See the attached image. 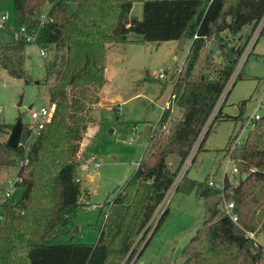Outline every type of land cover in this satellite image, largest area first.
Here are the masks:
<instances>
[{
  "label": "trees",
  "instance_id": "1",
  "mask_svg": "<svg viewBox=\"0 0 264 264\" xmlns=\"http://www.w3.org/2000/svg\"><path fill=\"white\" fill-rule=\"evenodd\" d=\"M136 1H142L141 17L132 14ZM71 3L76 4L72 12ZM263 18L264 0H14L13 30L19 31V37L0 41V66L10 76L26 78L27 46L32 43L27 35L33 34L35 44L55 52L46 64L45 83L50 82L55 69L58 75L48 88L50 104L54 105L51 119L35 140L27 143L31 136L27 126H23L20 138L23 145L11 147L7 139H0V168L17 166L16 186L23 187L17 201L3 204L0 264H144L139 259L165 220L168 207L146 239L151 219ZM246 25L252 28L242 42L241 31ZM131 32L156 43L190 40L189 54L168 100L175 102L183 115L166 129L171 107L164 108L138 167L104 202L107 216L94 243H54L52 238L65 232L77 208L88 204L82 199L77 154L92 121L91 110L100 102L106 83L108 48L127 42ZM263 33L264 25L259 36ZM213 42L218 44L215 53ZM227 45L235 55L233 61ZM58 51H62L60 66ZM222 108L206 128L198 150L213 122L227 117ZM12 127L2 123L0 132L9 133ZM230 145L227 153L239 171L238 182L225 177L221 189L184 176L176 187L186 193L195 190L205 199L215 194L224 199L185 246L181 264H264V243L249 235L264 234V216L259 220L264 210V113L239 146ZM171 153L179 156L174 169L167 163ZM224 202L234 204L231 214L237 220L225 210ZM142 241L144 246L132 261Z\"/></svg>",
  "mask_w": 264,
  "mask_h": 264
},
{
  "label": "rangeland",
  "instance_id": "2",
  "mask_svg": "<svg viewBox=\"0 0 264 264\" xmlns=\"http://www.w3.org/2000/svg\"><path fill=\"white\" fill-rule=\"evenodd\" d=\"M75 8L76 4L71 3L70 12ZM132 14L142 16V1L134 3ZM3 15L7 17L6 20L2 19ZM13 28L14 0H0V41L14 40ZM251 28L252 26L246 25L242 29V42L251 32ZM190 43L188 39L161 43L143 41L140 34L131 32L127 42L114 44L107 52L106 83L100 93V102L91 110L92 121L77 154V173L83 190L82 199L88 204L77 208L72 222L64 227L65 232L52 238L54 243H94L107 214L103 207L104 202L138 167L149 136L141 139L145 127L148 124L153 127L163 109L168 106L171 110L169 127L166 129L181 118L183 110L175 102H169L168 96L171 95L170 87L174 86V80L183 70ZM254 44L240 68V76L238 75L231 85L232 90L228 98L223 99L225 102L222 103V111L227 117H219L213 122L200 150L199 144L195 146L196 157L186 177L207 183L213 179L218 185L224 183L226 176L233 183L239 181L240 174L234 171L235 164L230 161L227 153L228 145L230 142L233 144L236 134L245 124L244 120L256 113H264V33L258 36ZM40 51L41 48L33 42L27 46L26 78L10 76L0 66L2 123L14 125L21 117L23 126L28 128L29 123L33 121L29 107L39 109L43 104L50 103L48 88L56 81L58 71L55 69L54 76L46 84V64L54 59L55 52L48 50L46 56H42ZM60 52H57L56 57ZM60 63L59 56L57 64L60 66ZM161 72H164V77H160ZM240 115L241 117L237 118ZM136 126L138 130L135 129ZM11 130L6 134L0 132V139L8 140ZM248 133L249 129L245 128L241 142ZM36 136V131L31 132L27 143L33 142ZM131 138L133 141L130 142ZM93 155V160L100 163V166L83 170L80 164ZM178 162L179 156L176 153L168 155L167 163L171 169H174ZM17 171V166L2 167L0 177L4 180H15ZM97 172L100 174L98 179L89 177ZM22 191L23 187L17 185L9 202H15ZM164 199L162 209L159 207L151 219V230L147 237L154 230L162 210L169 207L168 213L144 248L140 263L181 264L185 246L203 221L211 215L203 197L198 196L195 190L186 193L175 189L172 194L167 192ZM263 216L264 210L259 220ZM3 223L4 210L0 205V227ZM256 236L260 241L264 240L263 235ZM144 242L139 243V250L132 261L144 246Z\"/></svg>",
  "mask_w": 264,
  "mask_h": 264
},
{
  "label": "built area",
  "instance_id": "3",
  "mask_svg": "<svg viewBox=\"0 0 264 264\" xmlns=\"http://www.w3.org/2000/svg\"><path fill=\"white\" fill-rule=\"evenodd\" d=\"M47 13L48 12H45L44 14H42L43 20L47 18ZM2 19L6 20L7 17L5 15H3ZM263 25H264V18L259 22V24L256 26L254 32L252 33L251 38H250L249 42L247 43V45H246V47H245V49H244V51H243V53H242V55H241V57L239 59L240 62L238 61L239 64L237 65V68H235L236 71H234V73L232 74L230 80L228 81V83H227V85H226V87L224 89L223 94L221 95V97L219 99L220 102L218 101L219 102L218 105L215 107L211 117L208 120L209 123L211 122V120L215 116V114L218 113V110H219V108L222 105L224 97L226 96V94H227L228 90L230 89L231 85L233 84V82H235L236 77H238V75L240 73V68H241L242 64L244 63L245 58L247 57V55L250 54V51L252 50V47L255 45L254 42L257 41L258 36H259V34L261 32V29H262ZM24 30H25V27H22L21 31H24ZM14 34H15L14 38H18L19 37V31H16V32L14 31ZM27 40H29V41L34 43L35 36L33 34H28L27 35ZM40 53H41L42 56H46L47 49L41 48ZM164 76H165L164 72H161L160 73V77H164ZM53 110H54V105H51L50 103L43 104L39 109L31 108V117H32L33 121L30 122L29 125H28V129L30 130V132L36 131V133L38 134V132L42 128H44L45 124L50 121ZM259 117H260V114L256 113L254 116H252L251 118H248V120H246L245 124L242 126L241 130L239 131V133L236 134V136H235L236 138L234 139L233 144H231V146H230L231 148L237 147V146H239L242 143L241 142L242 132L245 130V128H247V129L252 128L254 126V124H255L256 119L259 118ZM209 123H208V125H209ZM1 124H2V121L0 120V125ZM207 127L208 126H205V128H204L203 132L201 133V135H200L198 141L196 142L195 146H197V144L200 143V141H201V139H202V137L204 135V132H205ZM135 129L138 130L137 126H136ZM131 141H133V138L130 139V142ZM23 144L24 143L20 140L18 145H23ZM195 146L193 147V149H192L191 153L189 154V156L184 160V162H183V164L181 166V169H180L179 173L177 174V176L175 178V181L173 182L172 186L170 187V189L168 191V194L169 193L172 194L175 191L177 185L183 179V177L185 176L186 172L190 168V166L192 164V161H193V158H194V155L196 153V149H197V147H195ZM93 159H94V155L91 156L90 159L83 161L80 164L82 169L83 170H89L92 166L94 168H98L100 166V163L95 162ZM234 171L235 172H239L237 167H234ZM78 179L80 180L79 176H78ZM17 180H18V178L16 180H8L7 184L5 186H0V205H3L5 203L9 202L10 197L12 195V192H13L14 188L16 187ZM208 183L211 186H215L214 180H210ZM217 187L222 189L223 188V184L217 185ZM220 195L223 197L222 194H220ZM222 201H224V199H222ZM163 204H164L163 202L160 204V209H162ZM233 207H234V204L232 202H224V208H225V210L228 213L231 214ZM106 216H107V214H106ZM231 216H232V218L234 220H237V216L236 215L231 214ZM152 232H151V234H152ZM249 235L252 238H254L256 241H259L254 232H249Z\"/></svg>",
  "mask_w": 264,
  "mask_h": 264
},
{
  "label": "water",
  "instance_id": "4",
  "mask_svg": "<svg viewBox=\"0 0 264 264\" xmlns=\"http://www.w3.org/2000/svg\"><path fill=\"white\" fill-rule=\"evenodd\" d=\"M211 50L215 53L218 50V44L216 42L212 43V47ZM227 50L228 53L230 55V60H235V55L233 53V51L231 50V47L229 45H227ZM239 51V49H238ZM29 108H32V106H30ZM152 129V125L148 124L145 129L144 132L142 133V138L148 136L150 134V131ZM22 130H23V121L22 118L19 117L16 121V123L13 125L9 139H8V144L11 147H17L21 138V134H22ZM246 174H244L243 177H245ZM223 197L220 194H215V195H210L206 198L205 200V205L208 209V211L211 213V215H213L218 208V205L220 204V202L222 201Z\"/></svg>",
  "mask_w": 264,
  "mask_h": 264
},
{
  "label": "crops",
  "instance_id": "5",
  "mask_svg": "<svg viewBox=\"0 0 264 264\" xmlns=\"http://www.w3.org/2000/svg\"><path fill=\"white\" fill-rule=\"evenodd\" d=\"M113 46H114V45L109 46L108 51L111 50ZM183 46L185 47V44H183ZM108 51H107V52H108ZM175 57H176V55H175ZM172 89H173V85L170 87V94H171ZM117 97H118V96H117ZM169 97H170V95L168 96V98H169ZM225 97H226V96H225ZM226 99H227V98H226ZM226 99H225V100H226ZM223 101H224V100H223ZM224 102H225V101H224ZM222 103H223V102H222ZM164 107H165V106H164ZM163 110H164V109H163ZM162 112H163V111H162ZM182 115H183V112H182ZM4 134H6V133H4ZM202 146H203V145H202ZM228 156H229V155H228ZM229 159H230V157H229ZM193 161H194V160H193ZM193 161H192V163H193ZM230 161H232V160L230 159ZM191 165H192V164H191ZM190 167H191V166H190ZM188 170H189V169H188ZM16 173H17V172H16ZM89 177H90V178H91V177H94V179H98V178L100 177V174L97 172L96 174H90ZM226 177H227V176H226ZM17 178H18V177H17V174H16V178H15V180H16ZM91 179H92V178H91ZM8 180H12V179L9 178V179L4 180V179H2V178L0 177V186H5V185L7 184V181H8ZM210 180H213V179H210ZM210 180H209V181H210ZM209 181H208V182H209ZM214 182H215V180H214ZM217 185H218V184L215 182V187H217ZM220 185H221V184H220ZM22 193H23V191H22ZM22 193H21V195H22ZM21 195H20V196H21ZM197 195H198V194H197ZM198 196H199V195H198ZM87 197H89L88 194H87ZM200 197H201V196H200ZM19 198H20V197H19ZM19 198H18V199H19ZM18 199H17V200H18ZM203 199H204V202H205L206 199H205V198H203ZM17 200H16V201H17ZM9 203H12V202H9ZM1 206H2V208H3V205H1ZM159 207H160V205H159ZM159 207H158V208H159ZM158 208H157V210H158ZM206 208H207V207H206ZM168 209H169V207H168ZM3 210H4V209H3ZM210 214H211V213H210ZM157 216H158V215H157ZM259 234H261V235L264 236V234H262V233H259ZM256 237H257V236H256ZM258 240H259V239H258ZM259 241H260V240H259ZM260 242L264 243V240H263V241H260Z\"/></svg>",
  "mask_w": 264,
  "mask_h": 264
}]
</instances>
